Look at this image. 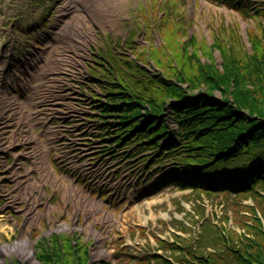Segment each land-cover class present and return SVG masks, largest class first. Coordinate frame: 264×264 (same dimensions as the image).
Returning a JSON list of instances; mask_svg holds the SVG:
<instances>
[{"label":"rangeland","instance_id":"1","mask_svg":"<svg viewBox=\"0 0 264 264\" xmlns=\"http://www.w3.org/2000/svg\"><path fill=\"white\" fill-rule=\"evenodd\" d=\"M226 1L0 0V67L4 71L1 78L14 68L11 62L23 59L21 69L28 74L35 69L34 78L29 80L19 75L16 82L7 80V85L16 87L22 82V86L32 92L40 77V85L59 86L53 103L59 113L55 112L54 117L46 116L48 112L42 104L33 109L34 120L42 117L37 121L44 123V127L31 123L32 117L27 115H24L26 120H22L21 106H15H24L21 96L5 102L0 97V120L6 118L7 122L17 123L19 127L23 122L28 134L34 127H38L36 134L46 132L51 121L57 137L43 150L41 159L52 175L57 173L66 186H74L79 197L73 205L65 199L64 192L42 186L36 167L40 158L20 159L19 169L12 174L15 181L0 182V264H40L35 259L39 252L36 243L40 239L48 241L52 235L64 239L76 237L79 243L74 241L75 245L87 247L93 264H145L153 255L178 264V259L187 258L168 250L164 244L178 243L175 237L180 239L178 244L182 249L199 245L202 248L197 253L205 256L224 252L221 245H214L216 228H223L231 238L233 234L243 233L232 216V205L252 207L249 197L198 196L174 185L165 186L163 177L174 167L170 160L149 168L151 164L145 165L142 158L150 152H140L132 146L123 150L110 148L108 135L112 120L98 117L100 101L104 100L102 87L116 84L110 81L108 66L117 65L120 70L121 62L134 59L135 65L147 67L151 77L162 75L153 60L139 63L135 59L136 52L163 44L164 51L176 63L188 34L210 46L216 38L229 39L232 32L238 36L240 45L249 50L246 31L252 29L254 23L244 19L243 12L229 7ZM231 1L251 5L261 4L263 0ZM65 4L71 11L61 14L55 23L58 8ZM161 16L163 22L159 27ZM197 51L205 53L206 49L201 46ZM100 58L103 60L97 63L95 70V61ZM204 58L209 56L204 55ZM55 59L56 64L53 63ZM35 60H38L36 66ZM74 60L78 66H72ZM214 60L220 68L217 52ZM121 71L133 81L143 80L140 74V77L135 72L129 74L125 68ZM215 99L220 101V96L216 94ZM1 131L2 156V152L8 153L20 143L21 129L17 143L14 141L16 133L13 138H7V133ZM55 149L62 152L56 153ZM65 152L75 157L73 161L78 166L89 168L88 177L83 178L81 169L74 174L64 173L56 154L60 156ZM6 155L0 157L1 164ZM99 167L107 170L109 187L92 183L94 174L91 172ZM5 170L6 166L0 167V181ZM19 174L27 178L20 180L25 181L20 185L16 184L22 178H17ZM93 203L98 206V212L86 214L84 207ZM239 213L249 217L245 211ZM104 215L109 218L102 221ZM239 221L243 222L240 218ZM211 245L214 246L211 248ZM225 264L232 263L225 260Z\"/></svg>","mask_w":264,"mask_h":264},{"label":"trees","instance_id":"2","mask_svg":"<svg viewBox=\"0 0 264 264\" xmlns=\"http://www.w3.org/2000/svg\"><path fill=\"white\" fill-rule=\"evenodd\" d=\"M243 12L263 23L247 32L250 53L242 52L236 41L226 45L216 40L209 48L202 45L206 51L199 54L197 47L201 46L192 37L182 44L176 63L163 47L135 53L141 63L153 60L164 77L155 79L132 61L122 67L130 74H140L143 80L124 77L117 67L116 74L109 69L119 81L106 96L111 108L103 107L102 113H111L118 123L113 132L114 145L128 136L127 144L136 143L141 150H160L161 142L167 139L163 115L166 107L174 104L172 117L177 132L155 161L169 158L174 163L164 183L206 196L249 197L253 203L252 207L232 205V216L243 233L231 238L223 228L214 227L217 238L213 244L222 246V255L211 252L203 256L197 253L202 247L193 244L188 250L182 249L178 237V243H166L168 250L187 258L178 259V264H225V260L232 264H264V3L248 5ZM215 51L221 58L220 70L213 62ZM200 55H208V62H202ZM182 84H187L186 90ZM216 94L220 102L214 101ZM142 111L148 119L145 130L137 131ZM132 131H136L134 136H130ZM235 169L237 174L233 175ZM239 211L247 212L249 217L240 216ZM50 244L37 246L35 259L40 264H87L84 246L74 247L66 240L60 247L55 236ZM153 260L174 264L157 256Z\"/></svg>","mask_w":264,"mask_h":264},{"label":"bare ground","instance_id":"3","mask_svg":"<svg viewBox=\"0 0 264 264\" xmlns=\"http://www.w3.org/2000/svg\"><path fill=\"white\" fill-rule=\"evenodd\" d=\"M71 11V7L67 4L65 5H60V8H58L57 15L55 16V23L58 22V17L61 14H66ZM74 41V40H73ZM56 50L58 51L59 48L57 47ZM55 52V51H54ZM4 58V57H2ZM1 58V59H2ZM20 59H22L20 57ZM25 61L22 60H14L11 62V65H14L13 69H9V71L5 72L3 75V78H1V74L4 72L0 67V97L3 102L5 100L10 98H17L18 96L22 97V105H15V106H21L22 112L19 114H24V112L27 114V117H32L33 116V109L37 107L39 104L45 105L50 100H55L56 98V90H58L59 86L56 88L54 85H44L43 92L40 93V77L37 82V88H35L34 91L30 92L29 89H26L25 87L22 86V82L20 86H12V85H7V80L13 79L15 82L17 81L18 78H20L19 75H25L26 77L29 78V80H32L34 78V75L36 73V70L33 69L31 74H28L26 70L21 69L22 63ZM38 60H35L34 65L36 66V63ZM54 64L58 63L57 59L54 60ZM72 66H78V62L74 60L72 62ZM59 68V67H57ZM56 68V69H57ZM54 69V70H56ZM29 105V108L26 109ZM5 109V108H4ZM3 109V111H4ZM26 110V111H25ZM51 110V109H50ZM48 111V110H46ZM62 152V151H61ZM81 156V155H80ZM77 157V156H76ZM59 158L60 163L62 165V169L64 170L65 174H74L77 169L82 170V175L83 178L88 177L89 175V168H85L83 165L78 166V163H75L73 161L74 156L70 155V152H65L64 154L57 156ZM40 176V182L41 185L44 187H49L53 189H57L59 191H62L65 193L64 197L65 199L69 200L70 202L73 203V205L77 204V200L79 199L77 190L74 188V186H65V180L64 179H58L56 178L55 175H52V173L48 170L47 166L45 163H40L39 167L37 168ZM106 172L107 170H104V167H99L97 170L92 171L91 173L94 174V177L91 178L92 183L103 186V187H109V183L107 182L106 178ZM80 208V207H79ZM85 208V213L90 215L92 213H97L98 212V206L95 205L94 203L88 206V208ZM108 215H104L101 220L104 221L105 219H108Z\"/></svg>","mask_w":264,"mask_h":264}]
</instances>
